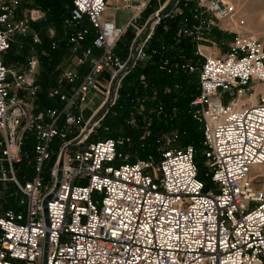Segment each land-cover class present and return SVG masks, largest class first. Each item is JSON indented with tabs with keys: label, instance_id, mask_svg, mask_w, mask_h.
<instances>
[{
	"label": "built area",
	"instance_id": "1",
	"mask_svg": "<svg viewBox=\"0 0 264 264\" xmlns=\"http://www.w3.org/2000/svg\"><path fill=\"white\" fill-rule=\"evenodd\" d=\"M183 1L170 0L141 27L137 15L122 28L104 19L106 0H73L70 28L61 36L49 29L53 45L67 44L73 54L74 66L60 75L68 88L59 85L49 94L60 108L37 110L39 58L18 72L3 56L39 11L23 17L17 13L23 0H0V183L18 194L17 209L0 201V264H264L263 42L237 36L225 57L206 56L200 69L182 57L159 61L168 75L199 70L189 114L203 134L212 187L200 177L194 146H175V134L158 140V157L140 158L128 149L133 140L126 135L90 141L117 107L124 81L156 55L155 48L146 51L156 26L170 12L182 14ZM196 1L195 24L184 22L177 42L184 36L202 42V9L222 19L234 13L224 0ZM130 27L136 37L122 58L116 47ZM197 53L203 56L199 45ZM91 93L101 102L86 119ZM222 94L232 99L226 103ZM157 113L165 114L162 103ZM127 124H137L134 112ZM22 164L31 177L20 176Z\"/></svg>",
	"mask_w": 264,
	"mask_h": 264
},
{
	"label": "trees",
	"instance_id": "2",
	"mask_svg": "<svg viewBox=\"0 0 264 264\" xmlns=\"http://www.w3.org/2000/svg\"><path fill=\"white\" fill-rule=\"evenodd\" d=\"M25 2H31L32 6L45 12L46 16L39 22H31L28 34H16L13 37L14 40L11 41L10 49L4 54L3 61L7 67H13L14 64L26 65L31 57H38L40 66L37 72V83L40 90L36 101L37 110L48 107L60 108V100L51 99L49 94L60 85L58 79L65 65L70 61V46L67 44L53 45V40L49 36V28H56L59 34H63V24L71 19L73 0H25ZM196 6L195 1L188 3L183 1L180 5L182 14L163 18L157 25L147 48L148 51L155 48L156 55L154 57L152 55L151 62L139 65L125 80L119 103L113 110L117 113L115 115L114 112L108 114L101 128L97 130V135H91L90 141L126 135L132 137L133 140L128 149L132 152L136 151L140 158H145L151 153L158 157L160 145L158 140L163 139L162 137L171 131H178L180 147L189 144L194 146L200 177L208 189L211 179L205 175V160L202 156L203 134L199 125L189 114V101L193 95L198 93L197 84H190L189 76L185 74L186 76L182 78L184 95L178 96L174 90L169 94L166 93L165 88L171 86L176 78L160 71L158 64L163 57H182L184 60L194 63L203 61L202 57L195 55L196 43L191 38L184 36L180 43L176 42L177 33L184 22L192 24ZM35 35L39 36L40 43L34 42ZM121 44L122 40L119 41L116 50L120 56H122V52L119 51ZM19 46L22 48L21 53H17ZM144 84H147L148 87L145 88ZM160 103L165 107L164 115H157V105ZM173 105L177 107L178 118L171 111ZM130 112L136 113L137 124L135 126L127 124ZM148 122H151L150 125ZM119 127L124 128L123 134L118 132ZM144 132H148V137L141 140ZM29 146L27 144L26 147ZM135 160L134 157L131 159V161ZM24 173L25 170H21L20 176L22 177ZM29 174L31 177V171Z\"/></svg>",
	"mask_w": 264,
	"mask_h": 264
},
{
	"label": "rangeland",
	"instance_id": "3",
	"mask_svg": "<svg viewBox=\"0 0 264 264\" xmlns=\"http://www.w3.org/2000/svg\"><path fill=\"white\" fill-rule=\"evenodd\" d=\"M184 1L186 3L190 2V1L197 2L196 0H184ZM224 1L230 2L233 5L234 4H240L242 6V5L245 4V2L247 0H224ZM31 4H32L31 2H25V0H23L22 4L17 9V13L20 16H23V17H30L33 12L39 11V13H35V15H34L35 17H38V19L35 20V21H31V22H39V21L43 20L45 18V16H46L45 12H43L40 9H38L37 7L32 6ZM239 9H240V7L238 6V10ZM169 10L170 11H174V7H172ZM196 10H197V8H196ZM238 10L234 6V13L232 14V16L231 17H228V18H223L222 19V18H219V17L215 16L214 14H212L210 12V10L207 11L205 8L202 9V20L204 22H206V24L204 25V28H203V31H202V34H203L202 35L203 36L202 42H200V43L197 44L192 39L196 43V52H195V55H197L199 57H202L203 58V61L205 60V57L206 56L225 57L230 52L231 46H232V44H233V42H234V40H235V38L237 36L249 37V38H256V39H258V40H260L261 42L264 43V9L259 8L258 11H250V12H247L245 14L242 13V12L239 13ZM170 13H171V16L170 17L175 16V15H178L176 13H174V14L172 12H170ZM195 13H196V11H195ZM194 15L195 14L193 13L192 24H195V16ZM117 17L118 18H122L123 17V14L120 13V12H118ZM232 17H233V19H235V22L232 20ZM207 23H210L211 26L210 27H207ZM87 26L89 27L88 24H87ZM62 28H63L62 32L64 34L65 31L70 28L69 22H66L65 24H63ZM49 29H51V28H49ZM53 29H55L57 31V33H58V30L56 28H53ZM29 31H30V28L28 29L27 32H24V33H21V34H18V35L28 34ZM154 33H155V30H154ZM61 35L62 34H59V36H61ZM12 40H14V38ZM150 41H149V43H150ZM180 41L178 43H180ZM122 42L125 43L126 42L125 39L122 40ZM149 43H148V45H149ZM148 45H147V48H148ZM198 45L201 48V51L203 53V56L202 55H199L197 53ZM120 47L121 46L119 45V51L122 52L121 55L123 57L120 56V55H118L116 52L115 53L118 56L122 57V58H126V56L129 54L128 51H127V49H126V47H123V49H121L122 47L121 48ZM117 49H118V47H116V50ZM21 50H22L21 46L17 47V53H21ZM146 51H148V49ZM149 52H151V49H149ZM71 57H73V54L72 53H70L69 59H71ZM185 61H188V60H185ZM198 61L200 62L199 59H198ZM203 61H201V63ZM149 62H151V60H148L147 61V63H149ZM188 62L189 63H192V64H196L198 66V68L200 69L201 63H194L193 61H188ZM142 63H146V62L143 61V62H140L138 64L141 65ZM158 64H160V63H158ZM26 66H27V64L26 65L14 64L13 67H8V68L14 69V70H16L18 72H23V71L26 70ZM73 66H74V61L71 60V61L68 62V64L65 65L64 69L67 68V67H73ZM185 74H187V73L173 72L172 74L168 75V76L174 77L176 79L174 80V82L172 83L171 86H167V87H169L171 89V91L172 90L175 91V89L173 87L176 88V85H178L179 86V89H178V91H175V93L178 96L179 95L180 96L184 95V88H183L184 87V84L182 83L183 82V79L182 78L184 76H186ZM198 75H199V70H198L197 73L188 74L189 79H190L189 83L190 84H196L197 81H198ZM58 80H59L60 85L63 88L66 89V85L67 84L64 83V82L61 83L60 78ZM123 85H124V83H123ZM260 90H261V87L260 86H257L256 87V91L258 92ZM222 95H223L224 101L226 103L229 100L232 99V97L230 96V94H222ZM89 97H90L91 100L88 101V104L85 106V109H84L85 110V117H86V119H88L90 117V115H92L93 112L96 111V107L101 102V97H99V95H97V94L91 93ZM113 110L111 112H114ZM171 111L175 114L174 116L177 117V115H176V113H177V107H174V105H173V108H172ZM101 112H99L96 117H99L101 115ZM116 113H117V111H115L113 114L115 115ZM130 114H131V112H130ZM130 114H129V116H130ZM134 114L136 116V113H134ZM157 115H159V114L157 113ZM107 116H108V114H107ZM106 117L95 128V132L93 134H96L97 135V130H99V128H101V126L103 125L104 121L107 119ZM176 117H174V118H176ZM118 132L121 133V134H123L125 132V130H124L123 127H119ZM145 134L146 133L144 132L143 135L141 136V140H144L146 137H148V134H147L145 138H142ZM174 134L177 136V142H175L174 145L175 146H179L178 145V139H179V132L178 131H171L170 133L165 134L162 137L163 139H161L160 142L161 143H165L167 141V139H170ZM28 138H31L30 142L33 141V135H32V133H29L28 134ZM162 140H164L165 142H163ZM59 141H60L59 138H57L55 140V144L57 142H59ZM30 142H29L30 147L28 148L29 151H31V143ZM162 145H165V144H162ZM53 147L55 148V146H53ZM53 161H54V159H52L49 162V165H51L53 163ZM27 162H28V160L26 159V163ZM204 164H205V168H206V171H207L208 170V167L206 166L205 161H204ZM24 169H25V172H30L31 171V170L30 171L28 170V167H27L26 164L24 165ZM47 169H48V166L45 169V173H44V176L45 177H48V170ZM205 175H206V173H205ZM212 186H213V184L210 183L209 187H212ZM17 195L18 194H17L16 190L14 189V187L11 184L0 183V201L3 203L4 207L7 206V208L17 209V205H16Z\"/></svg>",
	"mask_w": 264,
	"mask_h": 264
},
{
	"label": "crops",
	"instance_id": "4",
	"mask_svg": "<svg viewBox=\"0 0 264 264\" xmlns=\"http://www.w3.org/2000/svg\"><path fill=\"white\" fill-rule=\"evenodd\" d=\"M146 1L148 3L147 7L143 10H140L138 6L140 3L145 2V0H106L107 8L104 13V19L114 22L119 27L126 28L129 26L130 22L137 15H140L141 18L137 21L136 27H141L143 26V24L151 20L157 11L161 10L165 6L167 7L168 5L170 6V0H146ZM254 3H258L260 5V8L264 9V0H247L245 4L242 6L240 4H235V5L237 7V10H238V6L240 7V9L238 10L239 13L242 12L245 14L250 11H256L255 9L252 8V5ZM118 12L123 14L122 18L117 17ZM135 35H136V29L130 27L128 29L127 34L122 39V40L125 39L126 42L125 43L122 42L121 49H123V47H126L127 49L131 44ZM95 53L98 52L96 51Z\"/></svg>",
	"mask_w": 264,
	"mask_h": 264
},
{
	"label": "water",
	"instance_id": "5",
	"mask_svg": "<svg viewBox=\"0 0 264 264\" xmlns=\"http://www.w3.org/2000/svg\"><path fill=\"white\" fill-rule=\"evenodd\" d=\"M61 177H62V174L59 173V175H58V184H57V186H56L55 189H54V193H55V192L57 191V189H58V186H59V182H60V180H61ZM51 197H52V195H50L49 197L46 198V200H45V202H44V207H46L47 202L51 199ZM47 249H48V246H47V244H46V253H47ZM45 259H46V257H45Z\"/></svg>",
	"mask_w": 264,
	"mask_h": 264
},
{
	"label": "bare ground",
	"instance_id": "6",
	"mask_svg": "<svg viewBox=\"0 0 264 264\" xmlns=\"http://www.w3.org/2000/svg\"><path fill=\"white\" fill-rule=\"evenodd\" d=\"M253 2V1H252ZM252 2H250V3H252ZM234 6L236 7V5L234 4ZM247 6V5H246ZM252 8L253 9H255L256 11H258V9L260 8V5L258 4V3H254L253 5H252ZM236 9H237V7H236ZM247 10V9H246ZM232 20L235 22V20L233 19V17H232ZM256 39V38H255ZM253 101H255V99L253 98Z\"/></svg>",
	"mask_w": 264,
	"mask_h": 264
}]
</instances>
